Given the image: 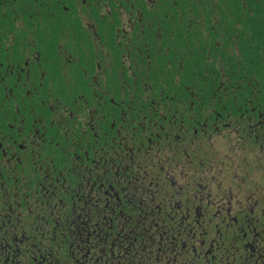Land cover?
Segmentation results:
<instances>
[{
    "label": "flooded vegetation",
    "instance_id": "flooded-vegetation-1",
    "mask_svg": "<svg viewBox=\"0 0 264 264\" xmlns=\"http://www.w3.org/2000/svg\"><path fill=\"white\" fill-rule=\"evenodd\" d=\"M259 15L0 0V264H264Z\"/></svg>",
    "mask_w": 264,
    "mask_h": 264
},
{
    "label": "trees",
    "instance_id": "trees-1",
    "mask_svg": "<svg viewBox=\"0 0 264 264\" xmlns=\"http://www.w3.org/2000/svg\"><path fill=\"white\" fill-rule=\"evenodd\" d=\"M251 1L254 6V9L259 11L260 15L259 17L252 19L253 21L250 23V25L255 24L257 26L264 27V0H259L258 2H255L254 0ZM260 32L264 33V30H260Z\"/></svg>",
    "mask_w": 264,
    "mask_h": 264
}]
</instances>
